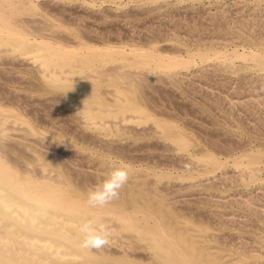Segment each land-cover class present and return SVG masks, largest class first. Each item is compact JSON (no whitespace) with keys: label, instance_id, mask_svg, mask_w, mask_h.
Wrapping results in <instances>:
<instances>
[{"label":"bare ground","instance_id":"1","mask_svg":"<svg viewBox=\"0 0 264 264\" xmlns=\"http://www.w3.org/2000/svg\"><path fill=\"white\" fill-rule=\"evenodd\" d=\"M194 2L0 0V264H264V0Z\"/></svg>","mask_w":264,"mask_h":264},{"label":"clouds","instance_id":"2","mask_svg":"<svg viewBox=\"0 0 264 264\" xmlns=\"http://www.w3.org/2000/svg\"><path fill=\"white\" fill-rule=\"evenodd\" d=\"M129 173L125 169L114 170L110 177L102 184L89 191L88 203L93 206H102L118 195V190L127 183ZM85 236L82 246L85 248H99L107 243V232L98 233L91 226L83 229Z\"/></svg>","mask_w":264,"mask_h":264},{"label":"rangeland","instance_id":"3","mask_svg":"<svg viewBox=\"0 0 264 264\" xmlns=\"http://www.w3.org/2000/svg\"><path fill=\"white\" fill-rule=\"evenodd\" d=\"M40 1H42V0H40ZM43 1H45V0H43ZM98 1H100V0H98ZM188 1H190V0H188ZM194 1H195L194 2L195 4H197V2H198V5L201 3V4H206L207 6H209L211 4V2H212V0H210V1H208V0H194ZM98 4H99V2H98Z\"/></svg>","mask_w":264,"mask_h":264}]
</instances>
